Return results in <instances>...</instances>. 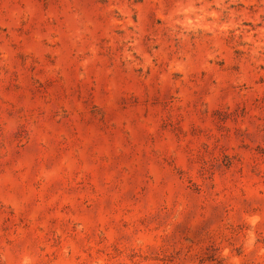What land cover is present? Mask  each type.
<instances>
[{
    "label": "rangeland",
    "instance_id": "rangeland-1",
    "mask_svg": "<svg viewBox=\"0 0 264 264\" xmlns=\"http://www.w3.org/2000/svg\"><path fill=\"white\" fill-rule=\"evenodd\" d=\"M0 264H264V0H0Z\"/></svg>",
    "mask_w": 264,
    "mask_h": 264
}]
</instances>
